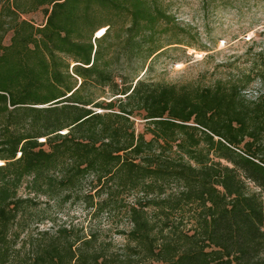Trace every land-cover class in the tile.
Returning <instances> with one entry per match:
<instances>
[{
    "label": "trees",
    "instance_id": "16d2710c",
    "mask_svg": "<svg viewBox=\"0 0 264 264\" xmlns=\"http://www.w3.org/2000/svg\"><path fill=\"white\" fill-rule=\"evenodd\" d=\"M196 35L163 0H0V264H264V58L148 77ZM50 202L124 215L125 245L42 227Z\"/></svg>",
    "mask_w": 264,
    "mask_h": 264
},
{
    "label": "rangeland",
    "instance_id": "374dc122",
    "mask_svg": "<svg viewBox=\"0 0 264 264\" xmlns=\"http://www.w3.org/2000/svg\"><path fill=\"white\" fill-rule=\"evenodd\" d=\"M178 23L191 28L197 35L188 46L172 49L151 62L149 78L163 83L199 82L211 85L216 79H236L253 73L264 58V0H163ZM36 26L43 23V14L31 13L25 19ZM101 30V29H100ZM104 31V28H103ZM99 31L95 32V37ZM8 36L6 42L9 40ZM263 90L259 81L248 87L247 97L255 99ZM143 121H135L136 131L143 130ZM1 163V162H0ZM20 194L24 190L19 189ZM45 220L42 227L55 222L82 226L88 231L101 232V239L112 240L116 249H122L126 240L120 233L130 228L124 215L112 214L92 217L82 204L65 203L61 207L50 202L42 204Z\"/></svg>",
    "mask_w": 264,
    "mask_h": 264
}]
</instances>
